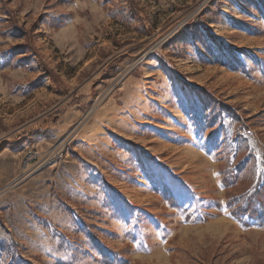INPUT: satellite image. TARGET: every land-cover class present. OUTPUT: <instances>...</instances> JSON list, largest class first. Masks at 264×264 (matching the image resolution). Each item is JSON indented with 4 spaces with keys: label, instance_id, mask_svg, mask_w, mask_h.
I'll return each instance as SVG.
<instances>
[{
    "label": "rangeland",
    "instance_id": "1",
    "mask_svg": "<svg viewBox=\"0 0 264 264\" xmlns=\"http://www.w3.org/2000/svg\"><path fill=\"white\" fill-rule=\"evenodd\" d=\"M262 180L264 0H0V264H264Z\"/></svg>",
    "mask_w": 264,
    "mask_h": 264
},
{
    "label": "trees",
    "instance_id": "2",
    "mask_svg": "<svg viewBox=\"0 0 264 264\" xmlns=\"http://www.w3.org/2000/svg\"><path fill=\"white\" fill-rule=\"evenodd\" d=\"M20 30V28L15 27L14 29H12L11 34H13V36H16L15 38H18L17 36L21 34L27 37L30 31H25L24 29H22V32H20ZM24 46L25 44L16 46L12 51L6 53L10 54V56L12 57L17 53V55L23 54V50L21 49H23ZM9 62L10 60L8 58L7 64ZM240 171L241 164H238L230 171L224 173L222 182L224 184L228 183V181H230L231 183L238 182ZM221 174L223 175V173ZM230 182L228 184H231ZM230 206L231 214L235 219L241 220L243 222L253 220L264 224V181H260L252 189L246 191L244 195L232 198L230 200Z\"/></svg>",
    "mask_w": 264,
    "mask_h": 264
},
{
    "label": "built area",
    "instance_id": "3",
    "mask_svg": "<svg viewBox=\"0 0 264 264\" xmlns=\"http://www.w3.org/2000/svg\"><path fill=\"white\" fill-rule=\"evenodd\" d=\"M64 147L61 145L58 149H52L47 152V155L44 157V159L41 161V164H49L52 162H55L59 159H61L64 156ZM40 154L35 151H28L26 154V161L25 166H29L32 163L37 164L39 162Z\"/></svg>",
    "mask_w": 264,
    "mask_h": 264
},
{
    "label": "crops",
    "instance_id": "4",
    "mask_svg": "<svg viewBox=\"0 0 264 264\" xmlns=\"http://www.w3.org/2000/svg\"><path fill=\"white\" fill-rule=\"evenodd\" d=\"M78 111V114L76 115V113H75V116L76 117H78V118H81L83 115L81 114L80 115V112H81V110H77ZM80 111V112H79ZM62 120H64V122L66 123V122H69V118H67L66 117V115H63V117H62ZM63 124V123H62ZM64 125H61V122H60V124H59V126L58 127H51L49 130H48V132L50 133V139L51 140H57V139H59L62 135H61V133H62V127H63ZM61 135V136H60ZM39 147L38 148H43V146H46V145H38Z\"/></svg>",
    "mask_w": 264,
    "mask_h": 264
}]
</instances>
